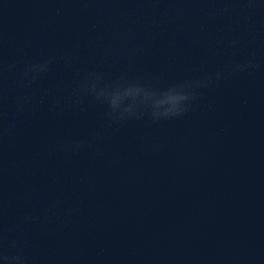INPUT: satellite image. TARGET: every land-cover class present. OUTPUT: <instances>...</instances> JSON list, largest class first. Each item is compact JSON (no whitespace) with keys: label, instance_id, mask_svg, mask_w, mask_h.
Here are the masks:
<instances>
[{"label":"clouds","instance_id":"clouds-1","mask_svg":"<svg viewBox=\"0 0 264 264\" xmlns=\"http://www.w3.org/2000/svg\"><path fill=\"white\" fill-rule=\"evenodd\" d=\"M179 109H176V110H173L171 111L170 113L166 114V115H169V114H175Z\"/></svg>","mask_w":264,"mask_h":264}]
</instances>
